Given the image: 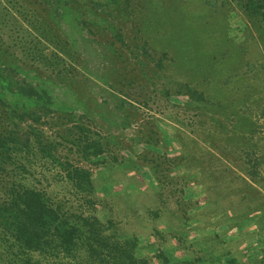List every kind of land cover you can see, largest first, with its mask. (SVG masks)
<instances>
[{
    "label": "rangeland",
    "instance_id": "374dc122",
    "mask_svg": "<svg viewBox=\"0 0 264 264\" xmlns=\"http://www.w3.org/2000/svg\"><path fill=\"white\" fill-rule=\"evenodd\" d=\"M255 4L0 0V210L33 190L61 222L94 215L135 240L148 264H264ZM77 168L92 194L70 185ZM12 218L0 213V264L97 261L22 248Z\"/></svg>",
    "mask_w": 264,
    "mask_h": 264
},
{
    "label": "trees",
    "instance_id": "16d2710c",
    "mask_svg": "<svg viewBox=\"0 0 264 264\" xmlns=\"http://www.w3.org/2000/svg\"><path fill=\"white\" fill-rule=\"evenodd\" d=\"M253 3L264 9V0H253ZM252 9L259 14L260 10ZM34 91L28 85L17 87V92L27 97H38L39 94ZM90 178L89 173L81 168L68 173L72 188L84 195L93 193ZM9 197V202L4 204L0 213L12 215L15 238L28 251L42 252L53 245L55 251L68 257L83 252L89 259L96 258L93 264H148L135 255V240L112 239L105 233L103 223L94 215L85 216L82 213L74 215L72 222H61V207L48 204L36 191L22 190ZM82 237L85 238L83 244Z\"/></svg>",
    "mask_w": 264,
    "mask_h": 264
}]
</instances>
